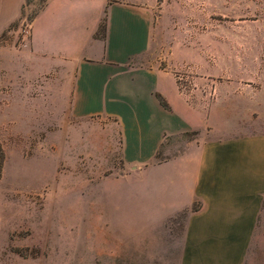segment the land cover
I'll list each match as a JSON object with an SVG mask.
<instances>
[{"label": "rangeland", "instance_id": "1", "mask_svg": "<svg viewBox=\"0 0 264 264\" xmlns=\"http://www.w3.org/2000/svg\"><path fill=\"white\" fill-rule=\"evenodd\" d=\"M45 2L26 0L0 35V264H179L186 213L151 218L141 195L146 170L199 132L166 138L147 164H125L115 122L72 117L71 78L31 57L30 20ZM149 6L143 59L171 73L187 110L228 132L264 133V0Z\"/></svg>", "mask_w": 264, "mask_h": 264}, {"label": "crops", "instance_id": "2", "mask_svg": "<svg viewBox=\"0 0 264 264\" xmlns=\"http://www.w3.org/2000/svg\"><path fill=\"white\" fill-rule=\"evenodd\" d=\"M25 1L0 0V35L20 20ZM150 3L46 0L29 24L31 57L71 78L72 117L115 122L127 165L153 161L168 137L199 132L178 156L143 171L144 213L164 220L186 213L179 264H257L264 261V133L228 132L210 114L187 110L171 73L143 59Z\"/></svg>", "mask_w": 264, "mask_h": 264}, {"label": "trees", "instance_id": "3", "mask_svg": "<svg viewBox=\"0 0 264 264\" xmlns=\"http://www.w3.org/2000/svg\"><path fill=\"white\" fill-rule=\"evenodd\" d=\"M32 19L30 20V22L32 21ZM105 22H106V19L104 17L102 19L100 25H99V28H98V31H97V34H96V37H98L100 39H104V37H105V30H106V23ZM157 97H158V100L160 101V103L162 104V106L167 108L166 103L160 98V96H157Z\"/></svg>", "mask_w": 264, "mask_h": 264}]
</instances>
